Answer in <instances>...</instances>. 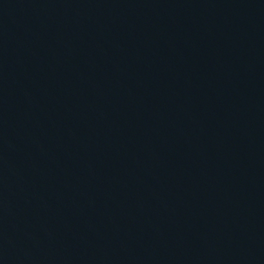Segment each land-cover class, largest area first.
<instances>
[{
    "label": "water",
    "instance_id": "obj_1",
    "mask_svg": "<svg viewBox=\"0 0 264 264\" xmlns=\"http://www.w3.org/2000/svg\"><path fill=\"white\" fill-rule=\"evenodd\" d=\"M0 264H264V0H0Z\"/></svg>",
    "mask_w": 264,
    "mask_h": 264
}]
</instances>
